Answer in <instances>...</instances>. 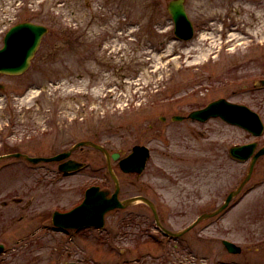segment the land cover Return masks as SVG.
Instances as JSON below:
<instances>
[{
	"label": "rangeland",
	"instance_id": "obj_1",
	"mask_svg": "<svg viewBox=\"0 0 264 264\" xmlns=\"http://www.w3.org/2000/svg\"><path fill=\"white\" fill-rule=\"evenodd\" d=\"M170 1L0 0V48L21 22L48 28L25 74L0 75V156H11L0 166L15 153L52 158L83 141L110 154L147 146L141 176L112 163L120 198H148L172 232L217 212L230 188L253 190L178 240L137 202L108 213L103 230L59 232L54 212L78 206L92 186L114 192L106 155L83 146L61 162L16 163L0 171V264H264V156L244 183L251 160L229 158L234 146L263 147L264 134L219 118L172 119L225 98L264 122V89L255 90L264 80V0H185L195 29L187 42L174 34ZM68 161L84 167L64 176ZM225 239L242 253H229Z\"/></svg>",
	"mask_w": 264,
	"mask_h": 264
},
{
	"label": "water",
	"instance_id": "obj_2",
	"mask_svg": "<svg viewBox=\"0 0 264 264\" xmlns=\"http://www.w3.org/2000/svg\"><path fill=\"white\" fill-rule=\"evenodd\" d=\"M169 11L175 21L176 35L184 40H189L193 37V26L188 19L183 0L171 2ZM47 32V29L41 25H35L31 23L19 24L13 27L7 34L5 39V47L0 50V73L18 75L24 73L30 66V62L37 51L40 42ZM264 85V81L261 82ZM2 86H0L1 88ZM189 117L193 120L207 121L212 117H221L225 121L238 125L250 131L255 136L262 135L264 131L263 123L259 115L251 111L248 107L238 105L227 101L226 99H219L210 103L206 108L192 112ZM174 120H183V117L175 116ZM80 146H91L102 151L108 161L110 174L115 182V192L109 197V192L101 191L99 187H91L87 190L84 201L81 205L68 213H55L54 225L60 229H83L86 227L102 228L105 225V215L115 209H124L129 205L142 201L146 203L154 213L157 225L168 235L173 237H180L184 233L188 232L193 226L199 223L201 220L210 218L217 214H206L197 219V221L180 233H173L164 229L159 221V215L155 205L144 197H134L121 201L119 199L120 182L118 177L113 171L111 165V159L119 160L120 154L114 153L110 155L108 151L95 143L82 142L77 144L74 148ZM256 144H249L241 147H234L231 150L233 156L240 160H247L253 155ZM70 152L59 154L52 158H28L30 161L37 163L40 161L52 162L62 161L69 157ZM264 155V147L261 148L254 156L252 165L250 167L249 175L246 181L250 178L254 164L256 160ZM19 156V155H17ZM149 157V150L145 147L136 146L133 149V153L128 157L122 159L119 162L120 168L125 173H141ZM81 167V164L68 161L60 166V170L68 173L69 171H75ZM234 194H231L226 204L229 203ZM224 246L231 253L238 254L241 252V248L229 241H223ZM3 251V247L0 246V253Z\"/></svg>",
	"mask_w": 264,
	"mask_h": 264
},
{
	"label": "flooded vegetation",
	"instance_id": "obj_3",
	"mask_svg": "<svg viewBox=\"0 0 264 264\" xmlns=\"http://www.w3.org/2000/svg\"><path fill=\"white\" fill-rule=\"evenodd\" d=\"M4 38H5V36H4ZM3 41H4V40H3ZM6 148H7V147H6ZM234 189H236V187H232V188H230L229 192H228L227 195H226V198H225V200H224V203H225V201H226L228 195H229ZM224 203H223L221 206H219V208L222 207V206L224 205ZM235 208H236V204L234 203V200H233L232 203L229 204L228 208L224 210V212L222 213V215H227V214L231 213L233 210H235Z\"/></svg>",
	"mask_w": 264,
	"mask_h": 264
}]
</instances>
